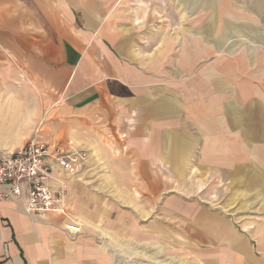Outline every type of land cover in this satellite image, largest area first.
<instances>
[{
	"label": "crops",
	"instance_id": "obj_1",
	"mask_svg": "<svg viewBox=\"0 0 264 264\" xmlns=\"http://www.w3.org/2000/svg\"><path fill=\"white\" fill-rule=\"evenodd\" d=\"M40 122L86 160L60 213L0 201V264H113L137 187L205 264H264V0H0V152Z\"/></svg>",
	"mask_w": 264,
	"mask_h": 264
},
{
	"label": "rangeland",
	"instance_id": "obj_2",
	"mask_svg": "<svg viewBox=\"0 0 264 264\" xmlns=\"http://www.w3.org/2000/svg\"><path fill=\"white\" fill-rule=\"evenodd\" d=\"M105 19L112 21L118 31L137 34V16H106ZM134 29L136 32H132ZM45 113L47 111L42 115ZM50 115V112L46 114L47 121L53 119ZM45 133L49 134L47 126ZM182 188L193 189L195 193L200 188L205 195H212L214 189L174 187V190L181 191ZM167 194L165 187H137V229L127 233L123 247L113 255V264H205L203 258H199L198 248L187 239L180 224L166 228L161 207Z\"/></svg>",
	"mask_w": 264,
	"mask_h": 264
},
{
	"label": "built area",
	"instance_id": "obj_3",
	"mask_svg": "<svg viewBox=\"0 0 264 264\" xmlns=\"http://www.w3.org/2000/svg\"><path fill=\"white\" fill-rule=\"evenodd\" d=\"M41 122L22 147L0 152V201L14 198L23 202L28 216L62 212L63 190L51 186L56 168L68 175L77 174L86 160V153L64 150L56 143L41 139Z\"/></svg>",
	"mask_w": 264,
	"mask_h": 264
}]
</instances>
